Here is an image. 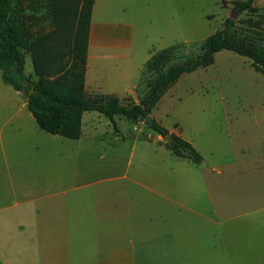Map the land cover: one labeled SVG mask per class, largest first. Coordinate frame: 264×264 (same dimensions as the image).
<instances>
[{"label": "crops", "instance_id": "1", "mask_svg": "<svg viewBox=\"0 0 264 264\" xmlns=\"http://www.w3.org/2000/svg\"><path fill=\"white\" fill-rule=\"evenodd\" d=\"M97 1L85 93L138 103L156 51L134 38L131 23L99 19ZM169 88L150 116L189 142L200 162L173 154L150 126L139 130L140 120L125 133L83 137L88 111L78 144L64 149L67 163L55 148L0 145V264H237L229 251L264 247V105L222 102V125L216 116L169 125L161 118ZM217 130L229 152L210 140Z\"/></svg>", "mask_w": 264, "mask_h": 264}, {"label": "rangeland", "instance_id": "2", "mask_svg": "<svg viewBox=\"0 0 264 264\" xmlns=\"http://www.w3.org/2000/svg\"><path fill=\"white\" fill-rule=\"evenodd\" d=\"M252 5L255 10H245L239 14L235 12L231 18L234 12L232 0H98L96 16L103 20L131 23L134 38L140 39L151 52L175 46L170 60L165 63L167 65L199 53L203 39L222 29L228 17L233 20L230 33L235 39H242L247 45L264 46V0H254ZM10 16L26 19L30 30L36 34L44 32L50 25L42 0L12 3ZM24 70L26 73L32 72L28 54ZM155 77V71L144 73L141 88H145ZM173 84L163 101L161 115L162 122L169 125L181 118L205 116H216L222 125V102L256 101L264 105V74L253 69L251 59L228 49L215 52L211 64L184 73ZM23 101L18 91L2 81L0 72V145L11 148L36 145L55 148L60 151V163H67L69 153L64 149L76 146L79 141L40 129L31 113L23 107ZM9 117L11 119L5 123ZM114 122L121 133L131 131L133 126V122L122 115H114ZM136 125L139 130L147 131V125L142 120ZM113 130L112 122L97 111H88L83 118V137L105 135ZM209 138L229 152L225 132L217 130L214 134L210 133ZM203 142L207 143V140ZM252 142L254 144L255 139ZM227 159H231L230 155ZM207 161H210V156H207ZM227 255L237 264H264V247L252 252L229 251Z\"/></svg>", "mask_w": 264, "mask_h": 264}, {"label": "trees", "instance_id": "3", "mask_svg": "<svg viewBox=\"0 0 264 264\" xmlns=\"http://www.w3.org/2000/svg\"><path fill=\"white\" fill-rule=\"evenodd\" d=\"M93 1L42 0L50 25L44 32L36 34L30 30L26 19L10 16L12 3L22 4L24 0H0L1 79L20 93L38 127L48 133L77 139L85 111L101 113L112 122L115 131L114 115L143 121L179 76L211 64L215 52L222 49L248 57L253 69L264 74V46L247 45L242 39H235L230 33L233 20L228 17L222 29L200 43L199 53L188 55L181 62L165 65L175 46L153 53L145 64L144 73L155 71L156 77L146 84L138 103L129 100L123 104L113 95L88 96L83 77ZM253 1L232 0V11L237 14L253 11L256 9ZM27 54L31 60V73L24 70ZM148 126L162 137L169 134L154 120ZM170 134L172 140L165 144L173 154L201 161V156L189 142Z\"/></svg>", "mask_w": 264, "mask_h": 264}, {"label": "water", "instance_id": "4", "mask_svg": "<svg viewBox=\"0 0 264 264\" xmlns=\"http://www.w3.org/2000/svg\"><path fill=\"white\" fill-rule=\"evenodd\" d=\"M234 16H235V12H233V13L230 15L231 18H233ZM143 122H144L146 125H151V124H152V118H151L150 114L147 115V116L144 118ZM163 139L166 140V141H171V140H172V136H171V134L169 133V134L163 136Z\"/></svg>", "mask_w": 264, "mask_h": 264}]
</instances>
